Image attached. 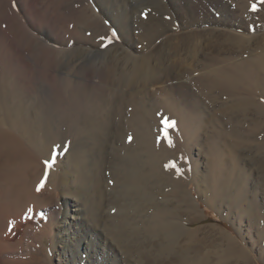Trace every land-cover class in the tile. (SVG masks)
I'll use <instances>...</instances> for the list:
<instances>
[{
	"label": "bare ground",
	"instance_id": "6f19581e",
	"mask_svg": "<svg viewBox=\"0 0 264 264\" xmlns=\"http://www.w3.org/2000/svg\"><path fill=\"white\" fill-rule=\"evenodd\" d=\"M44 2H45V0H44ZM44 2H42V0H0V9H2V6H4V14H2V15H4V19H2L3 17L1 16L0 27L1 26L2 27L0 30L4 29L5 32L6 31L10 32L9 29L11 30L12 28H9V27H11L12 23L15 24V26H18L21 30V31L19 30L21 35L14 34L15 36L18 37V39L16 38L17 40H15V41H13V40L11 41L9 38H7L5 36V34H6L5 32H4L5 33L4 34V33H2V31H0V42L2 45L0 49L2 50V52L4 51L5 53H8L6 55L7 58L5 61V65L3 66V64H2L1 72H0V76L3 75V79L5 78L4 85H2V91H0V103H5L4 105L6 106L7 112L10 113L9 116H11V118H13V120H14L13 131H20L23 133L26 132L28 134H31V132L34 131L33 129L37 128V127L31 128V124L35 123V121L37 120L36 118L38 117V115L35 114V110L37 111L38 104H37V102L30 104L31 106L28 104L30 102V100H32V96L29 95L30 93L28 94V92L30 91V88L36 89V88L40 87L41 82L39 83L37 81V79H38L36 77L37 74L35 75L36 71L37 70L43 71L41 74H44V72H50L48 74H51V75H52V73L56 74L59 77L60 83L62 81H66L67 84H69V85L72 84L73 86L74 85L77 86V84L79 83V82H77V79L82 77V78H80L81 80L79 79V81L82 83L75 88L74 94L69 95V97L67 98L68 100L62 106H63V109L66 107L64 105H67L69 107V108H67V107L66 108H67V111L68 110H70V111H68L67 113L65 112L66 114H63V115H65V116L73 115L74 116V120L77 122L76 123L77 126H75V127L72 126V129L74 130V132L76 131L75 134L81 135L82 140L81 139L80 140L83 143L81 142L82 144H79V143L74 144L71 147V149L67 152L66 156L63 157V160L60 163V168H61L62 172H64V175H65L62 177V181L64 183L63 187L65 189L67 196L63 197L61 202H57L58 200H56V202H55L56 204L53 207H51V208L48 207V208L44 209L43 211H40L37 209L35 210L34 206L41 207L42 206L41 203H40V205L38 202H37L38 204H36V205H35V203H33V206L31 204V202L34 200L33 199L34 192H33V197H32V191H34L33 190V184L36 183L37 178L39 177L38 171L40 169V170H43V173L41 176L42 183H40V185H42L45 188V184H47L49 181L52 180V178H51L52 176L54 177V174H55L54 170H55L56 165L59 161V158L54 160L52 167L49 168L46 166V163H44L45 166L42 165L43 168L41 165H40L41 167L39 168L38 167L39 165H38L37 166L38 169H37L36 166H34L35 161L32 160L30 156H29L30 158L27 157V154L23 151V149L21 147L16 149V152L14 153V155H12L13 151L15 150V146H18V147L20 146V141H19L18 137L15 135V132H13L9 129L5 130L3 128H0V152L2 155L6 156V157L12 155V158H13L12 162H9L10 164H7V165L3 164V166L0 167V264H20L21 263V260L14 262V258L17 254L18 246H20L19 243L21 244V241L20 242L18 240L14 241V239H15L14 236L18 235L17 232L19 231V229H21L20 226L23 227V224H25V223L27 224V221L30 218L35 219L36 217H37L36 218L37 222H35V223L37 225H38V222L41 220V218L43 219L42 223H43V221H44V223H46V224L43 223V225H44L43 230L44 231H42V233L40 235H38V238L44 239V237H45L44 232L48 228L47 233L48 234L50 233V238L52 240L51 245L54 248L56 255H59V261H61V264H81V263H83V264H132V262L128 258H124V259L119 258L117 256V254L115 253V247L113 246L111 241L108 240V238H105L104 236H106V235L103 236L97 230V228L94 226L95 223L97 225V222H98V226H99V218H100L101 210L99 208L100 205H98V204H99L101 198L102 199L104 198V197H102L103 193L101 194V192L104 191L102 188V183H103L102 181L104 179H101L100 175H101V169L106 164V159L108 160V149H109L108 142L112 138L111 133H110L111 131L109 130V129H111V128H109L110 125L109 124L101 125V122H100L101 120L103 121L104 119L108 121L107 116H108V114H110V112H109L110 108L108 109L109 111L107 110L109 112L108 114H107L106 109H103L104 113L99 112V110L98 111L95 110L97 103H98V100L96 97L97 92H95V90H99L98 88H101V92L102 91L104 92L105 88H106V91L108 89L110 90V88L107 86L108 84L107 85L104 84V82H103L104 79L102 80V77H104V73L110 74L109 72H111V70L113 71L115 69V67H117L118 70L120 71V74H121V78H122L121 80H122V82H124V85H123L124 89L123 88L119 89V91L117 93L120 92V95L123 94L122 96L126 95V96H129L131 98L132 97L133 98H139L138 101L140 103V107H141L140 109L146 110V108L148 106L147 102L149 101V99L153 98L156 93H159L161 91L162 94L164 95V99L162 102L166 103L165 108H164L163 104L161 105V106H163L162 109L165 110L167 107L168 110H170L171 112H174L173 110L176 108V107H174V104H176V102H178L179 104L182 105V107H184L185 111L188 110L189 111L188 114L190 116L189 117L186 115L187 116L186 119L189 118L188 119L189 124L188 125L186 124V125L188 128L190 127V129H188V130H190V131H188V132H190L188 140L191 141L192 143L197 144L198 140L201 139L200 138L201 135H204V138L206 137V141L204 140L205 143L203 145V147L205 148L204 151H206L207 153L210 152L211 155H212V153L217 154L218 158H216L217 160L214 161L215 162L214 164L218 165L221 168V174L217 178L212 177L211 176L212 174H208V173L212 172L211 166H210V168H207L208 166L206 167V169H208V171H207L208 173L206 172V173H200L199 174V173L195 172V178L197 181H199L198 185L204 193H208L209 190H211L212 184L213 185L215 184L217 192H224L225 194H228L227 193L228 186L226 184L231 180V171L229 168L225 167V161L223 158L224 157L223 153L226 149L228 150V148H224L223 146L219 145L215 141L217 139L218 140L221 139V133H219V130L212 132V134H210V129H211L210 125L213 124L214 121H216V120H214L215 118L212 116L213 113L211 114V112L207 110L208 109L207 107L203 106V104L201 105L199 99L197 98L198 96L195 94V92L193 91L192 88L197 87V88H199V90H201V89L203 90V88H207L208 90H214V91L216 89H219V91H225V92H223L225 94H227V93L233 94L232 97L234 98V96H237L234 94H238V92H237L239 90L238 88L239 87L242 88L240 85L241 82H247L248 84H250L252 86V84L255 85L256 82L258 83V80L260 79V81H259L260 83H258L259 85L257 84V86H260V84H262L261 86L264 89V73H261L262 70H261V72H259V70H258L259 67L256 66V65L260 64V62L254 63L252 61H248V59L244 60L245 58L244 59H238V60H236V59L234 60V58H232L234 61L231 60L230 63L229 62L225 63L226 61H228V58L231 55L235 54L238 50H240L243 47L242 43H245V42L251 43L252 42L254 47H255V45H257V46L259 45L258 47H263V49H264V36L259 41H256L257 42V44H256L253 42L254 39L256 38V36H254L255 38L252 39V37L249 38V36H248L246 38V37L242 36L241 34L237 33L238 29L242 28V26H243L242 25L243 20L240 18L241 16L240 17L236 16L235 13L229 11V7H228L229 3H227V1L224 2V0H166V7H168V9L170 8L173 10L175 17H177L179 19L181 25L185 26V28L186 27H189V28L192 27L193 29L190 31H187V32H182L180 34L170 33V34L164 36L165 37L164 41L162 43H160L159 45H157L155 47H151L152 44L154 43L153 42L149 47V48H151L152 51L149 49L150 52H148V54H146L147 53L146 52V53H144L146 55H144V54L138 55V53H137L138 50H135V48L133 49V45L135 42V36L131 33L132 22L134 21V20L132 21V14H128L124 9H123L122 13H120L121 15L118 14L119 7H121V6L124 7V0H94L95 4L99 7L100 13L103 16H105L106 19L112 20V22L118 27V30L121 32L120 34H122V36L124 37L125 42L128 45L131 44V47L119 45L120 43L119 44L116 43L115 46L113 45L114 47L111 46L112 50H110V51H112V52L107 53L104 57H101V56L98 57V54L96 55V53L94 51L95 46H93L91 48H86L87 47L86 44L88 42L84 40L85 44H83V42L80 40V38H75V36L73 35L75 38V39H73V41L74 40L76 41V42L74 41L76 43L74 49L71 51H62V50L59 51V48L58 49L54 48L53 46L49 45V43L44 42V40H42V38L38 36V35H43L42 36L43 38L46 37L48 40L52 39L55 43L60 44V46L64 45V43L62 42V40H63L62 37L72 40L73 36H69V34L67 35L66 33H64L65 35H63V32L60 31L61 29H59L56 25H54V21H56V17H57L56 12H58V10L63 9V8H65V6H67V8L69 7L71 12H73V13H76L79 11L78 15L84 14L85 22H86V25H88V27L89 26L90 27L104 26V25L99 24V22L103 23V20L101 18L102 15L100 13L96 12V10L93 8V6L91 5V3L88 0H58V2H59L58 6L60 8L57 6L59 9L58 10L56 9L57 10V11L55 10L56 12L53 11L52 8H50L48 6V3H47L48 1L46 3H44ZM49 2H50V0H49ZM140 3H142V1ZM147 3H148V1H147ZM147 3H146V5H147ZM150 3L151 2H149L148 4H150ZM51 4H52V2H51ZM51 4H49V5L53 6ZM54 4H55V2H54ZM154 6H156V5H154ZM203 6H207L208 8L210 6L214 7L216 9L214 13L219 14L221 18L217 19L210 13H208V14L205 13L202 15L201 11L203 9ZM159 7H161V6H159ZM84 9L87 11L88 16H86ZM144 10H145V8H144ZM212 11H214V10H212ZM139 12H140V10H139ZM161 12H163V11H161ZM163 14H165V13H163ZM151 15H152V13H151ZM166 15H167V13H166ZM60 16L62 17V15H60ZM63 16H64V14H63ZM150 17H152V16H150ZM157 18H160V17H157ZM58 20H59V18H58ZM61 20H63V18L60 19V21ZM167 20L169 21V19H167ZM135 21H137V20H135ZM147 21H149V20H147ZM248 22H249V20H248ZM170 24L171 23H169L167 25H170ZM249 24H251V23H249ZM140 25H142V24H140ZM175 25H176V23H175ZM159 26H161V25H159ZM205 26H206V28H205ZM12 27H13V25H12ZM85 27H84V29L86 30ZM169 27H173V26H169ZM105 28L107 31H110L109 27L105 26ZM163 28H165V27H163ZM91 29H90V31H91ZM94 29H92V30H94ZM101 29H103V28H101ZM135 29H136V27H135ZM146 29H149V28H146ZM160 29L161 28H159V30ZM250 29H252V28H250ZM88 31L89 30H86L85 33L89 34V33H87ZM143 31L146 32V30H144V29H143ZM162 31L159 34L153 33L151 35L149 32H148V34L151 35L152 40H155L157 37L162 36L164 33H168V31L167 32L166 31L162 32ZM171 31L172 30H170V32ZM91 32H93V31H91ZM114 32H115V30H114ZM140 32H142V30ZM140 32H139V34H140ZM14 33H16L15 29H14ZM67 33H68V31H67ZM102 33H103V31L101 32V34ZM10 34H13V33L11 32ZM145 34L146 33H144V36H145ZM14 35H13V38H14ZM150 35H148V36H150ZM148 36H147V38H148ZM79 37H80V35H79ZM113 37H115V36H113ZM110 38H111V36H110ZM115 39H117V38H115ZM66 41H68V40H66ZM91 41H90V43H91ZM100 42H102V39ZM137 42H138V40H137ZM141 42H142V40H141ZM69 44H71V43L69 42ZM93 44L96 45L95 43H93ZM107 45H108V42H107ZM26 47H29V48L31 47L32 49L39 51V52H36L37 54L39 53V55H38L39 57L36 55L34 56V54L28 56V54L26 53L27 52ZM248 47H250V46H248ZM64 48H62V49H64ZM145 49H143V50H145ZM253 51H255V49ZM31 53H32V51H31ZM31 53H29V54H31ZM227 55L228 56L230 55V56L226 57ZM257 57H258V59H256V60H260V61L264 62V51ZM51 60H52V62L50 63ZM200 62H203L207 66L213 67L211 73L215 74V79L211 80L208 77V74H205V72L203 73V75L201 77H199V76L197 78L192 77L193 75H191V74H195L193 72L197 71L196 67L199 65ZM81 64H83L84 68L82 67L81 71L77 72L76 67L81 66ZM209 70H211V69H209ZM94 71H95V73L97 72L96 76L93 75ZM106 71H108V72H106ZM199 71H200V69H199ZM199 71H197V72H199ZM253 72L255 73V76L257 75V78L255 76H253L256 78L255 81L252 78V75L254 74ZM187 73H189V76L186 75ZM56 75H54V76H56ZM21 77L24 78L23 82L21 81L22 80ZM0 80H1V78H0ZM121 80H119V81H121ZM104 81H106V80H104ZM261 82H263V83H261ZM42 84H44V83H42ZM57 85H56V87H57ZM43 86H45V84ZM90 86L94 87V88L93 87L92 88H93V90L95 89L94 90L95 93H93L92 95L89 96V94H87L86 91L89 89ZM49 87L52 88V86H48V89H49ZM53 87H54L53 90L49 89V90H51L49 93H51L52 95L56 91V87L54 86V84H53ZM39 89H36V90L40 91ZM46 89H47V87H46ZM111 90H112V88H111ZM158 90H160V91H158ZM113 91H115V90H113ZM219 91H217V92H219ZM223 93L220 95H225ZM246 93L248 94V96H251L248 91ZM246 93L244 95H246ZM262 93L264 94V92H262ZM38 94H39V92H38ZM107 94H108V92H107ZM97 95H99V94H97ZM244 95H242V97ZM53 96H52V98H53ZM227 96H230V95H227ZM239 96H241V95H239ZM239 96H238V98H234L233 101L231 100L232 104H234V106L237 103H239L240 107L244 106V108H245L246 103L248 104V102L254 101V100H251L250 98H246L248 96H245V98H241ZM98 97H100V95ZM129 97H123V99H125V98L129 99ZM159 97H161V96L159 95ZM105 98H107L106 95H105ZM156 99H158V101H159V98H156ZM86 100H87V102H86ZM197 100H198V102H196ZM33 101H34V99H33ZM99 101H101V99ZM106 101H105V103H106ZM162 102L160 101L158 103L160 104ZM158 103H156V104H158ZM179 104H178V106H179ZM232 104H230V105H232ZM154 105H155V103H154ZM158 105L156 106L155 109H157ZM239 105H237V106H239ZM29 106H30V108H28ZM122 106H123V104H122ZM152 106H153V104H152ZM161 106L159 108H161ZM112 107H114V106H112ZM123 107H125V106H123ZM246 107L249 108V106H246ZM180 108H181V106H180ZM30 109H31V111H30ZM112 109H111V111H113ZM168 110H166V111H168ZM184 110L183 111L181 110V111L184 112ZM63 111H65V109ZM154 111H156V110H154ZM240 111H242V110H240ZM61 112H62V110H61ZM115 112H114V114H115ZM140 113H141V111H140ZM175 113L179 114V112H177V111ZM184 113H186V112H184ZM184 113H182V114H184ZM134 114L132 116H135ZM170 115H171V117L174 116L175 118L177 116V114H176V116H175V114L174 115L170 114ZM139 116L140 115H138V119H139ZM142 116H143V114H142ZM184 116L185 115H183V117ZM153 117H155V115ZM171 117H170V119L172 120L173 118H171ZM232 117H233V115H232ZM44 118H45V116H44ZM110 118H111V114H110ZM39 119H41V118H39ZM84 119H87V120L90 119V121L92 120L94 123L93 125H90L92 127L87 126L86 124H83L82 122L80 123V121L81 120L83 121ZM144 119H146V118H144ZM150 119H152V118H150ZM183 119H185V118H183ZM112 120L114 121V118H112ZM112 120H109L110 123H112L111 122ZM78 121H79V123H78ZM86 122L87 121L85 120V123ZM97 122H98V125H96ZM144 122H146V121L143 119H139V121L135 119V122H134L135 123L134 127H136V129H137V131L134 132V134H136V132H137V134L135 135L136 136L135 139L137 138L138 141L136 140V142L137 143L139 142V145L138 144L136 145V147L138 146V148H136V150H140V153H136L135 155H133L134 157L131 156L132 158L127 156V155L125 157H122V158H121V156H119L118 162L121 163L120 164L122 166L121 169L124 168V171H123L124 174L121 175L124 177V180H122V182L120 183V185H121L120 187L121 188L123 187V189L120 192H117L118 194L115 193V196L118 200L120 199L126 205L133 206V207L135 206L134 207L135 210H136L137 205H141V206L146 205L147 208H149L148 206H150V208L152 207V209H154L153 213L151 211L152 214L149 213V214H151L150 216L145 217V220L143 219L145 222L146 229L144 231H141V232L142 233L145 232V234H147L149 236L151 235L155 239H158V237L160 235H163L165 238L164 240H166V242H164V243L161 242L160 243V247H161V246H164V244L169 245L170 243H173V242H171V240L176 239L175 236H178V238H179L180 234L183 233L189 237V234L191 232L189 231V227L187 226V223L184 221H183V223H178V221L173 222L172 220H170L172 222L168 221L165 223H158V221H156L154 218L157 215V212H159L160 207L163 206V208H164V205L165 204L167 205V203H169V201H166L167 203L164 202V205L161 206V204L163 202L161 204L159 202H157L156 198H158V197H156V195H154L155 193L157 194V192L159 191L158 187L160 188V192H161L160 186L168 184L167 179H169V178H166V176H164L166 178V180H165L161 176H158L157 175L158 173L156 174L152 171L153 169L155 171L156 166L159 167L158 169H160V167L163 166V165L160 166L159 162H156L158 160L160 161L159 158L162 155L160 156L161 153L156 152V153H159L158 160H156L157 157H156V159H155V157H153V156H155V155H153L154 153L152 154V156L150 155L152 152V151L149 152L150 149L152 148L151 150H153V149L156 150L155 147L158 148V146L157 145L154 146L153 144L155 141L153 142L151 140H149V141L153 142V144H151L153 147L152 146L148 147L149 144L147 145V142H146V144H144L145 142L143 140H145L146 138L143 139V137H142L143 132H144V129H142V128L144 125H147L146 124L147 122L145 124H144ZM37 123H39L38 129H40V127H42V129L46 128L47 124H44L43 120L37 121ZM128 123H131V122H128ZM134 123H132V124H134ZM102 124H104V123H102ZM3 125H5V124H3ZM219 125H221V124H219ZM246 126H248V125H246ZM249 126H251V124ZM257 126H259V125H257ZM131 127H133V125ZM120 128H123V127H121V124H120ZM29 131H30V133H29ZM222 132H223V129H222ZM145 134H148V133L146 132ZM145 134H144V137L146 136ZM187 135H188V133H187ZM153 138H152V140H155ZM146 140L148 141V138ZM186 140H187V138H186ZM220 143H221V140H220ZM155 144H156V142H155ZM144 145H147L144 148H147V147L150 148L149 150L146 149L148 154H147L146 150H143L144 148L142 149V147ZM128 146H130V145H128ZM201 147H202V145H201ZM133 148H135V147L133 146ZM159 148H161V147H159ZM49 149H51V148L49 147ZM49 149L47 150L49 153L47 154L48 159L46 161L51 162L53 160L52 154H50L51 153L50 151H52V149L50 151H49ZM130 149L128 148V150H130ZM36 150H37V148H36ZM136 150L134 149V152H138ZM142 151L145 152V156H146L145 159L149 157L147 159L148 161H149V159H151L150 156L153 157L152 161L151 160L150 161L152 163L155 160L154 164L153 163L151 164L150 161L148 164V161H146L145 159L144 160L146 162H143L142 156H144V155L142 154L143 153ZM128 152L126 150V153H128ZM132 153H133V151L131 152V154ZM146 154L148 155V157ZM156 156H157V154H156ZM234 158H235V156H234ZM36 163H35V165H36ZM164 163H166V162H164ZM178 164H177V166H178ZM31 166H34L33 168H35V170L33 168H31ZM177 166H176V169H177ZM165 167H163L162 169H164ZM147 168L149 170L146 172L145 170H147ZM168 168L171 169V167H168ZM31 169H33L34 171H32ZM179 169H180V167H179ZM103 170H104V168H103ZM102 172H104V171H102ZM158 172H159V170H158ZM160 172H162V171L160 170ZM172 172L174 174V170H172ZM213 173L215 174L216 171H214ZM239 173H240V175H244V172H242V171H240ZM161 174L162 173H160L159 175H161ZM173 174L171 173V175H173ZM175 174H176V172H175ZM163 175H165V174H163ZM215 175H217V174H215ZM119 176H120V174H119ZM39 178H38V180H39ZM35 179H36V181H35ZM120 179H121V177H120ZM169 181L171 182V184H173L172 186H174L175 183H173L172 180H169ZM211 181H213V182H211ZM243 182H244V180H243ZM230 183H231V181H230ZM35 185H37V183ZM35 185H34V187H35ZM40 185H38L37 187L39 188ZM232 185H233V183H232ZM48 186H46V187H48ZM104 186H106V185H104ZM40 188H42V187H40ZM152 188H154V189L156 188L155 190L158 189V191H155V193H153L151 191ZM167 188H168V186H167ZM172 188L169 187L170 190H172ZM38 191L39 190H37V192ZM164 191L166 192L165 189H164ZM164 191L162 190V192H164ZM231 191H232V189H231ZM214 194H211V195L214 196ZM47 195H49V194H47ZM133 195H135V196H133ZM160 195L162 196V194H159V197H160ZM164 195H166V194L164 193ZM186 195H187L186 201H190L189 199L194 200L192 196L190 197V195H188V194H186ZM255 195H256V193L253 192L254 197H255ZM39 196H41V195H39ZM219 196H222L221 193ZM66 197H71L74 201L68 200V199H66ZM239 197H240V195H239ZM24 199L25 200L26 199H28V200L32 199L31 202H30V200L29 201L27 200V202H30V203H28V206H30V207L27 209H24L25 207L22 208L24 206V203H25V205L27 204L26 201L24 203L21 201L23 206H20L18 204L20 202V200L24 201ZM165 200H167L166 197H165V199L163 197L162 201H165ZM79 201H82V203H83L82 206L78 205ZM102 201H104V200H102ZM102 201L100 202V204L103 203ZM186 201L184 200L185 203H186ZM34 202H36V201H34ZM44 205H45V203H44ZM101 206L103 207L104 205H101ZM169 206H166L165 208L168 209ZM46 207H47V205H46ZM165 208H164V210H165ZM144 211H146L145 207H144ZM168 212H172V211L170 210ZM115 214H117V213H115ZM144 214L145 213L143 212L142 215H144ZM146 215H148V214H146ZM142 217H141V219H142ZM128 219L126 218L124 224L125 225L129 224L128 226L130 227V223H131L130 220L131 219L129 220V222H128ZM29 221H31V220H29ZM33 221H35V220H33ZM131 221H133V220H131ZM120 224H122V223H120ZM141 224L142 223H140V226H141ZM146 224H148V225L146 226ZM132 225H134V224H131V226ZM137 226H139V225H137ZM142 227L143 226H141V228ZM31 228H32V226H31ZM39 228H42V226ZM39 228H38V230H39ZM33 230H34V228H33ZM35 231H36V228H35ZM29 232H30V230H29ZM132 232H133V230H132ZM38 233H40V232H38ZM52 233H53V235H52ZM111 235H112V231H111ZM32 236L33 235L31 234L25 240L24 244L22 243L24 245V248L26 251H29L31 248L29 240L32 238ZM113 236H118V234H116L114 232ZM119 236L121 237V235H119ZM190 238H191V236H190ZM23 239H25V238H23ZM113 239H115V238L113 237ZM118 239H120V238L118 237ZM176 240H178V239H176ZM168 241L170 243H168ZM57 244H58V247H56ZM231 245H233V244H231ZM122 249H123V247H122ZM230 249H232V248H230ZM169 250H171V249H169ZM19 251H21V250H19ZM121 252H122V250H121ZM122 253H126V252L123 251ZM3 255H4V257H5V255H10L9 258H12L13 260L12 261H11V259L5 260L4 258L1 257ZM179 256L181 257V259H183V260L185 259L184 255L179 254ZM74 257H76L77 262H75ZM204 261H205V259H204ZM198 262H200V261H198Z\"/></svg>",
	"mask_w": 264,
	"mask_h": 264
},
{
	"label": "rangeland",
	"instance_id": "374dc122",
	"mask_svg": "<svg viewBox=\"0 0 264 264\" xmlns=\"http://www.w3.org/2000/svg\"><path fill=\"white\" fill-rule=\"evenodd\" d=\"M88 1L91 3L93 8L96 10V12L100 13L99 7L95 4L94 0L93 1L88 0ZM141 1H142V3H140ZM147 1H148V3L149 2H151V3L148 4ZM226 1H227V3H229V5H228L229 11L235 13L236 16H239V17L241 16L240 18L243 20V24H242L243 26H242V28L238 29L237 33L241 34L242 36H244L246 38L248 36H249V38L252 37V39H254L255 38L254 36H256L257 39L255 38L253 42L257 44L256 41H259L264 36V4L260 3V0H224V2H226ZM42 2H44V0H42ZM46 2L48 3V6L50 8H52L53 11H55L56 9L58 10L60 8L58 6V3H59L58 0H50V2H49V0H45L44 3H46ZM51 2H52V4H51ZM54 2H55V4H54ZM146 3H147V5H146ZM252 3L257 4V7L259 9L258 11H255V12L251 11V4ZM49 4H51L53 6H50ZM154 5H156V6H154ZM159 6H161V7H159ZM144 8H145V10H144ZM123 9L128 14H132V21L134 20L132 22L131 33L135 36V42L133 45V49L135 48V50H138L137 51L138 55H142L146 52H147L146 54H148V52H150V50H151V48H149V47L153 42L154 43L152 44L151 47H155V46L159 45L160 43H162L164 41V39H165L164 36H166L170 33L180 34L182 32H187V31H190L193 29L192 27H190V28L186 27L185 28V26L181 25L179 19L177 17H175L173 10L170 8L168 9V7H166V0H152V1L151 0L150 1L149 0H139V1L138 0H128V1L124 0V7L123 6L119 7L118 14L122 13ZM0 10H1L0 11V14H1L0 18L2 16L3 17L2 19H4V15H2V14H4V6H2V9H0ZM139 10H140V12H139ZM212 10H214V11H212ZM215 10L216 9L214 7L210 6L208 8L207 6H203V9H202L203 12L201 11V14L203 15L205 13H207V14L210 13L215 18L220 19L221 18L220 15L214 13ZM161 11H163V12H161ZM78 12H76V13L71 12L69 7L67 8V6H65V8H63V9L58 10V12H56L57 17H56V21H54V25H56L59 29H61L60 31L63 32V35H65L64 33H66L67 35L69 34V36L74 35L75 38H80V40L83 42V44H85V41H87L88 43L86 42L87 43L86 48H91V47L95 46L94 51H95L96 55L98 54V57H100V56L104 57L107 53L112 52L110 50H112L111 48L114 47L116 45V43L117 44L120 43L119 45L131 47V44L128 45L125 42L124 37L122 36V34H120L121 32L118 30V27L112 22V20L106 19L105 16H103L100 13L102 15V16L101 15L100 16H101L104 24L102 22L101 23L99 22V24L104 25V26H99V27L98 26L97 27H90L89 26L88 27V25H86V22H85L84 14L78 15ZM84 12L86 13V16H88L87 11L85 10ZM151 13H152V15H151ZM161 13L162 14L165 13V14L162 15ZM166 13H167V15H166ZM63 14L65 17L63 16ZM60 15H62V17ZM150 16H152V17H150ZM157 17H160V18H157ZM58 18H59V20H58ZM62 18H63V20L60 21V19H62ZM167 19H169V21ZM135 20H137V21H135ZM147 20H149V21H147ZM248 20H249V22H248ZM169 23H171V24L167 25ZM175 23H176V25H175ZM249 23H251V24H249ZM140 24H142V25H140ZM12 25H13V27H12ZM12 25H11V27H9V28H12L11 30L9 29L10 32H8V31L5 32L4 29H2L0 31H2V33L5 32L6 33V34L4 33L5 36L7 38H9L11 41L12 40L15 41L18 39V37L15 36L14 34L21 35L19 32L20 28L18 26H15V24H13V23H12ZM159 25H161V26H159ZM105 26L109 27L110 31H107ZM169 26H173V27H169ZM1 27H0V29H1ZM84 27L86 28V30H89L87 32L89 34L85 33L86 30L84 29ZM135 27H136V29H135ZM163 27H165V28H163ZM91 28L92 29L95 28V29L92 30ZM101 28H103V29H101ZM146 28H149V29H146ZM159 28H161V29L159 30ZM205 28H206V26H205ZM250 28H252V29H250ZM14 29H15L16 33H14ZM90 29L93 32H91ZM143 29L146 30V32L143 31ZM114 30H115V34H116L115 37H113ZM139 30L140 31L142 30V32H140ZM170 30H172V31L170 32ZM67 31H68V33H67ZM102 31H103V33L101 34ZM161 31L162 32L168 31V33H164L162 36L157 37L155 40L151 39V35L153 33L159 34V33H161ZM11 32L13 34H10ZM139 32H140V34H139ZM148 32L151 35L148 34ZM144 33H146L145 36H144ZM13 35H14V38H13ZM79 35H80V37H79ZM148 35H150V36H148ZM38 36L41 37L42 40H44V42L49 43V45L53 46L54 48H57V49L59 48V51H61V50L62 51H71L74 49V47L76 45V43H75L76 41L75 40H74L75 42L73 41V39H75L74 36H73L72 40L62 37V39H63L62 42L64 43V45H61V46H60V44L55 43L52 39L48 40L46 37H45L46 39L43 38L42 37L43 35H38ZM110 36H111V38H110ZM147 36L149 39L147 38ZM101 37H106L107 39H105V40L103 39L102 42H100ZM115 38H117V39H115ZM66 40H68V41H66ZM137 40H138V42H137ZM141 40H142V42H141ZM90 41H91V43H90ZM69 42L71 44H69ZM107 42H108L109 46L107 45ZM93 43H95L97 46L94 45ZM242 45H243V47L240 50H238L235 54L231 55L232 57L229 55L231 58L228 55L226 56L229 58H228V61H226L225 63H228V62L230 63L231 60H233L232 58H234V60L245 58L244 60L248 59V61H252L254 63L260 62L261 65L258 64L256 66L259 67L258 68L259 72H261V70H262L261 73H264V62H262L260 60H256V59H258L257 56H259L264 51L263 47H258L259 45L258 46L255 45V47H254L252 42L251 43L245 42V43H242ZM1 46L2 45L0 42V48H1ZM248 46H250V47H248ZM31 47L30 48L26 47V50H27L26 53L28 54V56L32 55V54H34V56L35 55L38 56L39 53L37 54L36 52H39V51H36L35 49H32ZM62 48H64V49H62ZM143 49H145V50H143ZM254 49H255V51H253ZM31 51H32V53H31ZM29 53H31V54H29ZM7 54L8 53H5L4 51L2 52V50L0 49V72H1L2 64H3V66L5 65ZM146 54H144V55H146ZM51 62H52V60L50 61V63ZM82 67H83V64H81V66H77L76 67L77 72H80ZM196 68H197V71H199V69H200V71L199 72H197V71L193 72L195 74H191V75H193L192 77H194V78H197L198 76L201 77L203 75V73L205 72V74H208V77L211 80L215 79V74L211 73L213 67L207 66L203 62H200ZM209 69H211V70H209ZM40 71L37 70L35 73V75L37 74L36 75V77L38 78L37 81L39 83L41 82L40 87H39L40 89L36 88V89H39L40 91L36 90L35 88L34 89L30 88V91L28 92V94L30 93L29 95L32 96V100H30V102L28 104L30 105V104H33L35 102H37V104H38V109H37V111L35 110V114L38 115V117L36 118L37 120L35 121V123L31 124V128H35V127H37V128L33 129L34 131L31 132V134H28L26 132L23 133L20 131H13L14 120H13V118H11V116H9L10 113L7 112L6 106L4 105L5 103H0V118H1L0 119V126H1L0 128H3L5 130L9 129V130L15 132V135L18 137V139L20 141V146L19 147L15 146V150L13 151L12 155H14V153L16 152V149L21 147L23 149V151L27 154V157L30 156L31 159L35 161L34 166H36V168L38 165H39L38 166L39 168L42 165L45 166L44 163L48 159L47 154L49 152L47 150L49 149V147L52 149V151H50L51 149H49V151L51 152L50 154H52V157L55 156V159L59 158V161H58L56 168L54 170L55 171L54 177L52 176L51 177L52 180L49 181L47 184H45V188L40 185V183H42L41 176H42L43 170L39 169L38 172H39L40 178L38 177L39 180L37 178V181L35 179L37 185H35L36 183L33 184V190L34 191H32V197H33V192H34V197H33L34 200L32 202H31L32 199L31 200L29 199V200H30L32 206H33V203H35V205L38 203L40 205V203H41L42 208L37 207V206H34V207H35V210L37 209V210L43 211L44 209H46L48 207H50V208L53 207L56 204L55 203L56 200H58L57 202H61L63 197L67 196L65 189L63 187L64 183L62 181V177L65 175H64V172H62V170L60 168V163L63 160V157L66 156L67 152L71 149V147L74 144H78V143L82 144L83 143L81 141L82 140L81 135L75 134L76 131L74 132V130L72 129V126H74V127L77 126L76 125L77 122L74 120V116L73 115H71V116L63 115V114H66L68 111H70V110L67 111V108H69V107L67 105H64L67 108L65 107L64 108L65 111H63L64 109L62 106L68 100L67 98L69 97V95L74 94L75 88L82 83L79 81V79L82 77L77 79V82H79V83L77 84V86L74 85L75 86L74 87L72 84H70V85L67 84L66 81H62L60 83L59 77L56 74H53V73H52V75L48 74L50 72H44V74H41L43 71H41V72ZM106 72H108V71H106ZM109 73L110 74L104 73V77H102V80L104 79L107 81L106 82L103 80L105 85L108 84L107 86L110 88V90L107 88L108 90L106 91V88H105V91L104 92L102 91L103 92L102 93L101 88H98L99 90L94 89L95 92H97L96 97L98 100V103H97L95 110L96 111L99 110V112L104 113L103 109H106V111H107L110 108V111L109 110L108 111L111 114V118H110V114H108L109 112L107 111L108 121L104 119L105 121L101 120L100 122H101V125H107V124L110 125L109 128H111V129H109V130L111 131L110 133H111V137H112L111 140H109V142H108V146H109L108 160L106 159V164L103 166L104 170H103V168L101 169V175H100V178L104 179L102 181L103 182L102 188L104 191L101 192V194L103 193L102 197H104V198L103 199L101 198L100 202L102 200H104V201H102L103 203L100 204V202H99V204H98V205H100L99 208L101 210L100 218H99V226H98V222H97V225L95 223L94 226L97 228V230L103 236L106 235V236H104L105 238H108V240L111 241V243L115 247V253L117 254V256L121 259L122 258L123 259L124 258L130 259L132 264H264V94L262 93V92H264V89L261 86L262 84H260V86L262 88L260 86H257V84L260 83L259 82L260 79L258 80V83L256 82L255 85L252 84V86L250 84H248L247 82H241L240 85L242 88L239 87L238 88L239 90L237 91L238 94L241 96H239L238 94H234V95H237V96H234V98H238V96L241 98H245V96H248V94L246 92L248 91L250 93L251 96H248L246 98H250L251 100H254V101L248 102L249 105L246 103L245 108H244V106L240 107L239 103H237L235 106H234V104H232V101L234 100V98L232 97L233 94H230V93L225 94V93H223L225 91H219V89H216L214 91V90H208L207 88H203V90L202 89L199 90V88H197V87L192 88L193 91L195 92V94L198 96L197 98L199 99L201 105L203 104V106L207 107L208 108L207 110L210 111L211 114L213 113L212 116L215 118L214 120H216V121H214L213 124L210 125V127H211L210 134H212V132L219 130V133H221V139H219V140L217 139L215 141L219 145L223 146L224 148H228V150L226 149L224 151V153H223L224 157L223 158L225 161V167L229 168L231 171V180H230L231 183L229 181L226 184L228 186V188H227L228 194H225L224 192H217L215 184L214 185L212 184L211 190H209L208 193H204L198 185L199 181H197L195 178V172H197L199 174L200 173H206L208 171V169H206V167L208 166L207 168H210V166H211L212 172H210V173L207 172V173L212 174L211 175L212 177L217 178L221 174V168L218 165L214 164L215 163L214 161L217 160L216 158H218V155L215 153H212V155H211L210 152L207 153L206 151H204L205 148L203 147V145L206 141V137L204 138V135H201V137H200L201 139L198 140L199 144L198 143L197 144L192 143L191 141L188 140L189 134H190V132H188L190 130H188V129H190V127L189 128L187 127V125L189 124V121H188L189 118L188 119H186V118H187V116H189V114H188L189 111L188 110L185 111L184 107H182V105L179 104L178 102H176V104H174V107H176L175 109L172 107L174 109L173 110L174 112H171L170 110H168L167 107L165 110L162 109L163 106L165 108L166 103L162 102L164 99V95L162 94V92L160 90H158V91H160L159 93L155 94V96H156V97L154 96L155 98L153 97V98L149 99V101L147 102L148 106H147L146 110L140 109L141 107H140V103L138 101L139 98H133L132 97L133 98L132 99L129 96H126V95L122 96L123 94L120 95V92L117 93L119 91V89H121V88L124 89V87H123L124 82H122V80H121L122 78H121V74H120V71L118 70V68L115 67V69L113 71L111 70V72H109ZM96 74H97V72L95 73V71H94L93 75L96 76ZM54 75H56V76H54ZM186 75L189 76V73H187ZM253 76H255V73L252 75V78L255 81V79L257 78V75L255 76L256 78ZM0 78H1V80H0V91H2V85H4L5 78L3 79V75L0 76ZM21 79H22L21 81L23 82L24 78L21 77ZM119 80H121V81H119ZM42 83H44L45 86H43L44 84H42ZM261 83H263V82H261ZM46 84L48 86H52V88L49 87V89H51V90H53V88H54L53 84L55 87L58 84L56 87V91H55L56 93L55 92L53 93V95L55 94L54 95L55 97L51 93H49L51 90L48 89V86ZM46 87H47V89H46ZM92 87L93 86L89 87V89L91 91L89 89H88L89 91L88 90L86 91L87 94H89V96L92 95L93 93H95L93 90L94 87L93 88ZM111 88H112V90H111ZM113 90H115V91H113ZM217 91H219V92H217ZM243 91L246 93V95H244L245 93ZM38 92H39V94H38ZM107 92H108V94H107ZM222 93L225 95H220ZM97 94H99L101 98L98 97L99 95H97ZM105 95L107 98H105ZM159 95L161 97H159ZM227 95H230V96H227ZM242 95H244V96L242 97ZM52 96H53V98H52ZM123 97H129V99L128 98L123 99ZM156 98H159V101ZM33 99H34V101H33ZM100 99H101V101H99ZM105 101H106V103H105ZM157 101L158 102L161 101L162 103L159 104ZM86 102H87V100H86ZM196 102H198V100ZM154 103H155V105H154ZM156 103H158L160 106L163 104V106H161V108H159L160 106ZM122 104L125 107H123ZM152 104H153V106H152ZM178 104H179V106H178ZM230 104H232V105H230ZM111 105L114 107H112ZM157 105H158V107H157V109H155ZM237 105H239V106H237ZM30 106L28 108H30ZM180 106L182 109L180 108ZM246 106H249V108ZM111 109L113 111H111ZM61 110H62V112H61ZM139 110L141 111V113ZM154 110H156V111H154ZM166 110H168V111H166ZM181 110L182 111L184 110V112H186V113L182 112ZM240 110H242L243 112ZM30 111H31V109H30ZM176 111L179 112V114L175 113ZM114 112H115V114H114ZM180 113L181 114L184 113V114L181 115ZM133 114L137 118L135 116H132ZM142 114H143V116H142ZM170 114H173V115L175 114V116L177 114V116H176V118L174 116L171 117ZM138 115H140L139 119H143L147 122V123L144 122V124L146 123L147 125H144L142 128V129H144L143 136H142L143 139L148 138V141L146 139L143 140L145 142L144 144H146V142H147V145L149 144L148 147L149 146L151 147L152 146L151 144H153V142L155 141L156 144L154 142L153 145L154 146L157 145L158 148L161 147V148H159L161 151L157 147H155L156 150L155 149L151 150L152 148L150 149L148 147L144 148L147 145H144L142 147V149L144 148L143 150H146V149L149 150L150 149L149 152H151V151L152 152H151V154L150 153L149 154L152 156V154L154 153L153 155H155V156H153V157H155V159L157 157L156 160H158V158H159V156H158L159 153H156V152H160L161 153L160 156L162 155L159 158L160 161L158 160L156 162H159V165L160 166L163 165V166L160 167V169H158L159 167L156 166L155 171H154V169L152 171L156 174L158 173L157 175L161 176L165 180H166V178H169V179H167L168 184L160 186L161 192H162V190L164 191V189L166 190V192L164 191L161 193L159 187H158L159 191H158V189L155 190L156 188L155 189L152 188L153 190L151 189V191L153 193H155V191H158L157 194L155 193L154 195H156V197H158V198H156L157 202H159L160 204L163 202L161 204V206L164 205V202L167 203L166 201H169V203H167V205L166 204L165 205L166 206L170 205L168 207V209H166L165 208L166 206L164 205L165 210H164L163 206L160 207L159 212H157V215L154 218L156 221H158V223H165V222H168L170 220H172L173 222L178 221V223H183V221H184L187 223V226L189 227V231L191 232L189 234V237L183 233L180 234L179 238H178V236H175V238L178 240H176V239L171 240L170 239L171 242H173V243H170L168 241V243H170V244L169 245L164 244V246H161L162 248L160 247V243L166 242V240H164L165 238L163 235H160L158 237V239H155V238H153V236H151V235L149 236V235L145 234V232H143V233L141 232V231H144L146 229L145 222H144L145 217L150 216L153 213L154 209H152V207L150 208V206H148L150 208L149 209V208H147L146 205H142V206L137 205L136 210H135L134 209L135 206L134 207L128 206L125 203H123V201H121L120 199L118 200L115 196V193L118 194L117 192H120L123 189V187L122 188L120 187L121 186L120 183L122 182V180H124V177L121 176L124 174L123 173L124 168L121 169V167H122L120 165L121 163L118 162L119 156H121V158L125 157L126 155L129 157H131V156L134 157L133 155H135L136 153H140V150H136V148H138V146L136 147V145L137 144L139 145V142L138 143L136 142L137 138L135 139V137H136L135 135L137 134V132H136V134H134V132L137 131L136 127H134L135 126L134 122H135V119L139 121ZM154 115H155V117H153ZM183 115H185V116L187 115V116L183 117ZM232 115H233V117L234 116L235 117L233 118ZM44 116H45V118H44ZM170 117L173 119L171 120ZM39 118H41V119H39ZM112 118H114L115 122L112 120ZM144 118H146V119H144ZM150 118H152V119H150ZM183 118H185L186 120ZM40 120H43L44 124H47L45 129L44 128L42 129V127H40V129H38L39 123H37V121H40ZM85 120L87 121L86 123H85ZM88 120L87 119H84L83 121L81 120L80 123L82 122L83 124H86L87 126L94 124L92 120L91 121H90V119H88ZM109 120H112L111 121L112 123H110ZM165 120H167L169 122L174 121L175 127L167 126L164 123ZM89 122L90 123L92 122V123L90 124ZM128 122H131V123H128ZM78 123H79V121H78ZM102 123H104V124H102ZM132 123H134V124H132ZM3 124H5V125H3ZM120 124H121V127H123V128H120ZM219 124H221V125H219ZM250 124H251V126H249ZM96 125H98V122ZM132 125H133V127H131ZM246 125H248V126H246ZM257 125H259V126H257ZM90 127H92V126H90ZM222 129H223V132H222ZM146 132L148 134H145ZM29 133H30V131H29ZM187 133H188V135H187ZM144 134L146 135L145 137H144ZM152 138L155 140H152ZM186 138H187V140H186ZM149 140H151L153 142H151ZM220 140H221V143H220ZM128 145H130V146H128ZM201 145H202V147H201ZM133 146L135 148H133ZM36 148H37V150H36ZM128 148L129 149L131 148L130 149L131 151L128 150ZM54 149H55V151H53ZM134 149L138 152H134ZM126 150H127V152L128 151L129 152L126 153ZM132 151L134 154L133 153L131 154ZM142 152L141 153L144 155V156H142L143 162L148 161L147 159L149 157L147 155L148 154L147 150H146V152H147L146 155L148 158H146V159H145V157H146L145 152L144 151H142ZM155 153L157 154V156ZM12 155L6 157V156L2 155L0 152V167H2L3 164H6V165L10 164L9 162H12V159H13ZM151 156H150L151 159H149V161L150 160L152 161V159H153V157H151ZM234 156L236 159L234 158ZM149 161H148V164H149ZM151 161H150V163H151ZM154 161L152 162L153 164H154ZM164 162H166V163H164ZM35 163H36V165H35ZM177 164H178V166H177ZM34 166H31V168H33ZM167 166L171 167V169L168 168ZM176 166H177V169H176ZM163 167H165V168L162 169ZM179 167H180V169H179ZM42 168H43V166H42ZM33 169L35 170V168H33ZM33 169H31V170L34 171ZM148 170L149 169L147 168V170H145V171L147 172ZM158 170H159V172H158ZM160 170L162 172H160ZM172 170H174V174H173ZM102 171H104V172H102ZM214 171H216L215 174H217V175H215L213 173ZM240 171L244 172V175H240V173H239ZM175 172H176V174H175ZM160 173H162V174L159 175ZM171 173L175 177L173 175H171ZM119 174H120V176H119ZM163 174H165V175H163ZM164 176H166V178ZM120 177H121V179H120ZM169 180H172V182L175 183L174 186H172L173 184H171V182ZM243 180H244V182H243ZM211 182H213V181H211ZM232 183H233V185H232ZM34 185H35V187H34ZM38 185H40V186H39V191L37 192V189H38L37 186ZM104 185H106V186H104ZM46 186H48V187H46ZM167 186H168V188H167ZM40 187H42L43 189ZM169 187L172 188V190H170ZM231 189H232V191H231ZM253 192L256 193L255 197L253 196ZM158 193L162 194V196L160 195V197H159ZM164 193L166 195H164ZM185 193L190 195V197L192 196L194 200L189 199L190 201H186L187 195ZM220 193L222 196H219ZM47 194H49V195H47ZM211 194H214V196H212ZM39 195H41V196H39ZM239 195H240V197H239ZM133 196H135V195H133ZM163 197H164V199L166 197L167 200L162 201ZM66 199L73 200L71 197H66ZM27 200L28 199H26V200L24 199V201L20 200V202L18 204L20 206H23L22 202L24 203L26 201L27 204L25 205V203H24V206L22 208L25 207L24 209H27L30 207V206H28V203H30V202H27ZM184 200L186 201V203L184 202ZM34 201H36V202H34ZM44 203H45V205H44ZM82 204H83L82 201L78 202L79 206L80 205L82 206ZM46 205H47V207H46ZM101 205H104V206L102 207ZM144 207H145L146 211H144ZM170 210L172 212H168ZM151 211H152V213H151ZM143 212L145 213L144 215H142ZM115 213H117V214H115ZM149 213H151V214H149ZM146 214H148V215H146ZM141 217H142V219H141ZM36 218L35 219L30 218L29 220H31V221L28 220L27 224L26 223L23 224V227L20 226L21 229H19V231L17 232L18 235L14 236L15 237L14 241H17V240L19 242L21 241V244L19 243V245L21 247L18 246V250H17V254L14 258V262L21 260L20 264H61V261H59V255H56V252L54 251V248L51 245L52 240L50 238V233L49 234L47 233L48 228L44 232V236H45L44 239L38 238V235H40L42 233V231H44L43 230L44 221L42 223L43 219L41 218V220L38 222V225H39L38 226L35 223V222H37ZM126 218L127 219L129 218L128 222L130 219L133 220V221L130 220V222H131L130 227L131 228L128 226L129 224L128 225L124 224ZM33 220H35V221H33ZM172 221H170V222H172ZM120 223H122V224H120ZM140 223H142L141 224V226H143L142 228L140 226ZM44 224H46V223H44ZM131 224H134V225L131 226ZM137 225H139V226H137ZM147 225L148 224H146V226ZM31 226H32V228H31ZM41 226H42V228H39ZM37 227L39 228V230L40 229L41 230L39 231ZM33 228H34V230H33ZM35 228H36V231H35ZM29 230H30V232H29ZM132 230H133V232H132ZM111 231H112V235H111ZM38 232H40V233H38ZM114 232L116 234H118V236H113ZM53 233H52V235H53ZM31 234L34 236V237L32 236V238L29 240V243L31 245V248H30L31 251L30 250L26 251L23 244H24L25 240ZM119 235H121V237ZM190 236H191V238H190ZM113 237L115 239H113ZM118 237L120 239H118ZM23 238H25V239H23ZM231 244H233V245H231ZM56 247H58V244L56 245ZM122 247H123V249H122ZM230 248H232V249H230ZM169 249H171V250H169ZM19 250H21V251H19ZM121 250H122V252L125 251L126 253H122ZM179 254L184 255L185 259L184 260L181 259ZM1 257L4 258L5 260H10V259H11V261L13 260L12 258H9L10 255H5V257L3 255ZM204 259H205V261H204ZM74 260H75V262H77L76 257H74ZM198 261H200V262H198ZM81 264H83V263H81Z\"/></svg>",
	"mask_w": 264,
	"mask_h": 264
},
{
	"label": "snow or ice",
	"instance_id": "6c2138e0",
	"mask_svg": "<svg viewBox=\"0 0 264 264\" xmlns=\"http://www.w3.org/2000/svg\"><path fill=\"white\" fill-rule=\"evenodd\" d=\"M260 3L264 4V0H260ZM258 10L259 9L257 7V4L256 3H252L251 4V11L255 12V11H258ZM115 35H116L115 32H113V36H115ZM101 39L103 40V39H107V38L106 37H101ZM164 123L167 126H169V127H175V122L174 121L169 122V121L165 120ZM54 151H55V149H54ZM54 160H55V156H53V160L51 162H49V161L45 162L46 166L49 167V168L52 167V164L54 163ZM37 190H39V188Z\"/></svg>",
	"mask_w": 264,
	"mask_h": 264
}]
</instances>
